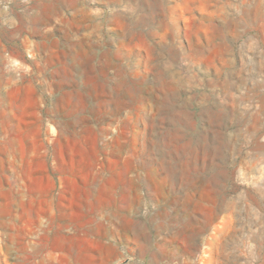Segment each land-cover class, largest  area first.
I'll use <instances>...</instances> for the list:
<instances>
[{"label":"rangeland","instance_id":"obj_1","mask_svg":"<svg viewBox=\"0 0 264 264\" xmlns=\"http://www.w3.org/2000/svg\"><path fill=\"white\" fill-rule=\"evenodd\" d=\"M56 211L109 264H264V0H0V264Z\"/></svg>","mask_w":264,"mask_h":264},{"label":"crops","instance_id":"obj_2","mask_svg":"<svg viewBox=\"0 0 264 264\" xmlns=\"http://www.w3.org/2000/svg\"><path fill=\"white\" fill-rule=\"evenodd\" d=\"M46 216L49 217V228L40 241L27 251L22 252L20 246L13 250L9 264H109L117 257V249L104 243L106 232L100 237L90 234L96 243L90 241L88 244L92 246H84L82 216L90 220V214L56 211Z\"/></svg>","mask_w":264,"mask_h":264},{"label":"bare ground","instance_id":"obj_3","mask_svg":"<svg viewBox=\"0 0 264 264\" xmlns=\"http://www.w3.org/2000/svg\"><path fill=\"white\" fill-rule=\"evenodd\" d=\"M23 125V124H22ZM179 133V132H178ZM118 136V135H117ZM181 136V135H180ZM156 145V144H155ZM119 147V146H118ZM158 147V146H157ZM159 150V149H158ZM163 158V157H162ZM166 160V159H165ZM171 164V163H170ZM171 170V169H170ZM172 171V170H171ZM173 175V173L171 174ZM118 176V175H117ZM178 183V182H177ZM21 188V187H20ZM15 195V194H14ZM70 250V249H69Z\"/></svg>","mask_w":264,"mask_h":264}]
</instances>
